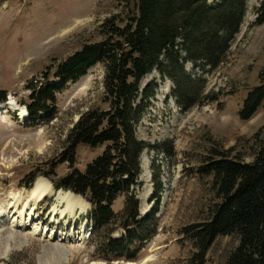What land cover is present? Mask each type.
<instances>
[{
  "label": "rangeland",
  "instance_id": "obj_1",
  "mask_svg": "<svg viewBox=\"0 0 264 264\" xmlns=\"http://www.w3.org/2000/svg\"><path fill=\"white\" fill-rule=\"evenodd\" d=\"M217 2L207 0L212 8ZM260 2L247 0L240 30L216 70L185 64L189 81L183 80L182 89L156 69L140 81L138 105L143 108L136 136L148 148L134 191L139 220L144 221L138 235H147L151 227L153 232L138 260L127 262L107 252L102 231L95 229L90 206L81 197L68 226L65 220L51 223L48 216L54 206L57 213L64 208L58 202L68 192L55 189V183L72 170L83 173L103 151L78 147L72 166L62 162L69 157L68 133L80 115L107 108L102 66L57 95L52 120L29 124V118L17 116L28 97L26 86L47 67L99 42L103 21L121 14L122 8L116 0H0V92L7 99L0 103V264H191L196 250L184 231L206 223L217 202L211 178L203 172L213 151L233 149L232 156L250 162L255 143L264 139V109L249 121L238 118L247 93L264 73V23L254 25ZM38 178L48 182L52 193L33 211V224L11 228L14 220L27 221L29 210L17 215L32 205L27 204L29 191ZM124 202L123 196L114 202L115 214ZM236 245L235 237H218L205 264H224Z\"/></svg>",
  "mask_w": 264,
  "mask_h": 264
},
{
  "label": "trees",
  "instance_id": "obj_2",
  "mask_svg": "<svg viewBox=\"0 0 264 264\" xmlns=\"http://www.w3.org/2000/svg\"><path fill=\"white\" fill-rule=\"evenodd\" d=\"M116 1L122 13L103 21L102 39L47 67L26 86L28 97L22 105L29 124L50 121L57 95L95 66H102V102L107 108H91L80 115L68 133L69 157L62 162L72 166L78 147L103 151L83 173L72 170L54 187L89 204L92 224L102 231L107 252L116 259L136 262L142 244L153 232L151 227L147 235H138L144 221L139 220L134 188L141 156L148 148L136 136L143 108L138 105L139 83L156 69L182 89L183 80L189 81L183 71L185 64L202 63L210 71L216 70L240 30L247 0H218L213 8L207 0ZM263 23L261 0L254 25ZM6 101V94L0 92V103ZM260 108L264 109V73L247 93L238 118L249 121ZM232 150H214L203 169L211 178L217 202L206 223L184 231L196 250L191 264H205V255L218 237L237 240L224 264H264V139L255 143L250 162L232 156ZM120 196L125 199L124 207L115 214L112 206ZM115 233H120L118 238L112 237Z\"/></svg>",
  "mask_w": 264,
  "mask_h": 264
},
{
  "label": "bare ground",
  "instance_id": "obj_3",
  "mask_svg": "<svg viewBox=\"0 0 264 264\" xmlns=\"http://www.w3.org/2000/svg\"><path fill=\"white\" fill-rule=\"evenodd\" d=\"M10 104H11V106L13 105L12 103H10ZM18 114H19L21 120L26 119L27 113L24 109L19 110ZM29 193H30L29 194L30 195L29 200H28L29 202L27 204L32 203V205H28V206H30L29 209H28V206L27 207L24 206L21 212L17 211V213L20 212V214H18L17 216L23 217V215L25 216V212L22 215V212L24 211V209L29 210L30 214L27 217L28 218L27 221L26 222L20 221L18 223L17 220L16 221L14 220L10 224L11 228L13 227V228H17V229L21 230L23 228L25 229L26 227H28V224H30V225L33 224V218L31 216L33 211H35V210L37 211L40 208L42 201L46 198L47 195H50L52 192H51V188H50V185L48 184V182L45 181V179L38 178L33 183L32 187L30 188ZM63 203L65 204V206L63 209L61 208L59 213H57V207L58 206H54L48 216L51 217V221H50L51 223H56V225H60L61 221L65 220L66 223H64V226H68L69 222L74 218V212H75L76 206L78 204H82L83 201L78 199L77 196H75L69 192H66V195L60 198L58 205L63 206ZM14 204H15V200H14V198H12L10 205H14ZM84 205H87V204H84ZM14 215H16V212L14 213ZM37 219L40 220V218H37ZM36 234H37V229L35 228L34 231L31 233V235L34 236Z\"/></svg>",
  "mask_w": 264,
  "mask_h": 264
}]
</instances>
